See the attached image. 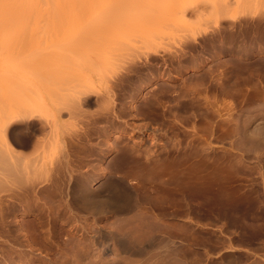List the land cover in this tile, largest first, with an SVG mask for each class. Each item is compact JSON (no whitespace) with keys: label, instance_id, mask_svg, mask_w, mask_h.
<instances>
[{"label":"rangeland","instance_id":"374dc122","mask_svg":"<svg viewBox=\"0 0 264 264\" xmlns=\"http://www.w3.org/2000/svg\"><path fill=\"white\" fill-rule=\"evenodd\" d=\"M29 1L23 2L27 10H42L41 16L36 14L37 19L30 14L38 20L36 23L32 18V24L36 23L38 31L49 24L50 34L42 30L46 38L52 36L49 40L57 37L53 45L71 44L88 33L95 37L87 48L79 49L78 55L103 63L94 78L83 77V84L96 87L95 92L90 89L96 101L89 106L88 114L85 110L87 116L81 112L63 114L61 144L55 147V153L48 143L52 138L46 140L51 147L50 151L46 148V156L50 164L68 151L66 159L72 161L67 160V165L73 172L67 168L72 178L78 177L100 193V200L108 201L101 214L78 216L75 204L70 210L55 211L51 220L46 210L31 204L34 197L9 200L8 191L2 189L0 200L8 207L7 220L15 226V232L36 225L44 241L33 246L43 256H51V249L68 238L71 258L65 264H264V150H254L240 141L247 133L253 134L258 125H264V4L239 0L230 6L228 18L216 27L213 21H208V26L207 21L202 22L200 14L211 13L209 16L215 19L219 0ZM117 4L123 5L118 9ZM113 12L115 28L106 33L98 29L97 33L98 25L108 15L112 18ZM233 16L237 17L233 20L235 27L230 26ZM188 18L191 27L185 23ZM141 23L147 27L137 28ZM128 29L130 40L125 37ZM37 35L42 36L39 32ZM150 36L154 38L152 44ZM39 42H35L37 47ZM39 50L36 48L37 54ZM0 53L1 59L6 51ZM127 72L130 77H126ZM110 88L116 98L112 97L113 108L106 104ZM102 100L107 101L104 104ZM33 144L28 149L18 147L29 162L43 151ZM2 145L3 139L0 154ZM62 159L60 165L65 162ZM35 169L32 177L40 185L47 184L44 179L54 173ZM112 183L125 190L127 210L110 207ZM82 226L89 232L86 236H82ZM96 229L106 234L101 245L93 237ZM19 237L25 239L24 234ZM83 244L88 256L78 259ZM14 260L0 258V264L19 261L17 257Z\"/></svg>","mask_w":264,"mask_h":264},{"label":"bare ground","instance_id":"6f19581e","mask_svg":"<svg viewBox=\"0 0 264 264\" xmlns=\"http://www.w3.org/2000/svg\"><path fill=\"white\" fill-rule=\"evenodd\" d=\"M27 1H28V3L31 2L29 0H27ZM71 1H73V0H70V2ZM193 1H198V0H193ZM201 1H203V0H201ZM237 1H239V0H219L216 8L214 9L215 19H213L211 17L212 16L211 13L209 14L211 16H209L208 14H205L202 12L200 14V15H203V17L200 16V18H202V20H203L202 22H204V21L208 22L209 21L212 23V21H213L214 26L219 27L222 24L221 21L222 20L225 21V19L228 18V15L230 14V11H231L230 6L234 5ZM262 1L263 0H259V2L262 3V5H263L264 1L263 2ZM23 2H25V0H0V52L2 51L3 54H5L4 52L6 51V54H7V55L5 54L0 59V80L2 79L0 81V90L2 89V91L0 92V106H1V109H0V130H1L0 133L1 134L0 135L2 136L1 139H3V145H2L3 152L0 154V191H2V189L8 191L7 196L10 197L9 200H11V198H14V197L15 198L16 197H21V198L26 197L27 199H29L30 197H34L33 199L35 202H33L31 200L32 203H31V201H30V203L31 204L36 203L37 205L35 204V206L39 207V210H46L47 211L46 214L48 215L47 217L51 220L54 217L53 215L55 214L54 213L55 211H58L60 208L61 209L66 208L67 210H70V208H72L73 205L75 206V204H76L77 208L79 209V213L77 212L78 216L85 217L86 215H89V214H91V215L101 214V213L106 211L105 210V203H107L108 200H106V201L100 200L101 195L99 192L90 188L86 183L78 181L77 180L78 177L76 179L72 178L73 176L71 173L73 172V169H72V167L69 168L70 165L69 166L67 165L68 164L67 160H70V161H72V160L66 159L67 157L69 158V156H68L69 152L64 151V154L60 153L61 155H63V156H61L63 159L60 158L57 161V158H56L57 163H55L56 161L55 162L53 161L52 163L48 164V161H47L48 159L46 156L47 155L46 154V148H47V151H50L49 148H51L48 143H50L54 146V147L52 146V148H51L52 151H53V148H55V147L58 148V146L61 144L60 143L62 140L61 129H62L63 125L65 124L64 123L65 121L62 120L64 115L68 114V115L72 116V115H75L76 112H78L79 114L81 112V114L83 113V115H86V114H88L89 106L94 105V103L96 101V100H93L92 95L90 96V93L92 92L91 90L94 89L93 91L95 92L96 87L93 85V83H92V85L95 88L93 87L92 89H91L92 86L88 87V85H86V83L83 84V82H84L83 77L85 78L86 76L87 77L89 76V79H90V75H91L92 78H94L96 73L99 72V66L101 67L103 63L101 62V65H100V61H101L100 59L96 60V59L89 58V57H85V58L83 57L82 58L81 55H78V53H80L79 49L82 48L83 46L84 47L87 46L88 42L91 39L93 41V39L95 37L92 38V34L87 32L88 34H83V35L76 37L74 40H72L73 43H71L72 41L70 42L71 44H67V42H66V44H65V42H64V44L58 43V46L55 44L57 46L55 48V45H53L54 44L53 40H55L57 37L55 39H51L52 40V44H51V40H49V39L52 36L49 37L47 35V38H46L45 37L46 35H44L45 30L46 29L48 30L49 24L47 27L39 29V31L37 30L38 28L36 29L37 26H34L38 22V20H37V22L35 21V18L37 19L39 16H41L40 13H42V10H40V9L35 10L34 9V10L29 11L30 9L27 10L26 7H23ZM120 5H123V4H117L118 9H119V7H121ZM69 6H70V4H69ZM36 11H37V13H36ZM116 12H115L116 17H118ZM44 13H43V15H44ZM30 14L33 15L35 18L33 16H31ZM36 14H38L39 16L38 15L36 16ZM183 14L185 16V11H183ZM29 15L31 18L29 17ZM110 15L114 16V12H113V14H110ZM246 15H250V13H248ZM48 16H50V15H48ZM113 16H112V18L109 15L107 18L104 17L105 19L100 18V19H104V20L102 21V23L100 25H98L100 27L99 28L97 27L95 29V30H97V33H99V30H100V33H103V31H105L104 33H106V31H108V30H109V32H111V30L115 28L116 18L113 19ZM251 16H253V15H251ZM261 16H262V14L260 15V17ZM32 18H34L33 20H34V22H36V23H34V25L32 24V22H33ZM248 18H246V19L248 20ZM236 19H237L236 16H233L232 18L229 19V20H231V23H232L230 26L235 27L234 21ZM49 20H50V18H49ZM240 20H242V19H240ZM47 21H46V23H47ZM54 21H55V19H54ZM260 21H262V20H260ZM30 22H31V24H28ZM207 22H204V23H207ZM209 22L207 23V26H208ZM228 22H230V21H228ZM238 22H239V20H238ZM139 23L140 22H138V24ZM185 23L187 24V27L192 26V23L189 20V18L185 19ZM245 23L246 22H244V24ZM25 25H28L26 27L29 30L25 27ZM32 25L34 26L33 27L34 32L31 30ZM43 26H45V25H43ZM134 26H135V24H134ZM240 26H241V23H240ZM30 27H31V29H30ZM146 27L147 26L145 23H141L140 26L137 28H140V29L144 28L145 29ZM228 27H229V25H228ZM116 28H117V26H116ZM42 29H45V30H42ZM53 29L54 28H52V30ZM219 29H221V27ZM30 30L32 31V34H31ZM35 30H36V32L37 31L39 32V35H42V33H40V30H42V32L44 31L43 32L44 37H42L43 35L38 36L37 35L38 32L35 33ZM203 30L205 31L206 29H203ZM26 31L27 32L29 31V32L27 33ZM48 31H49L48 33L50 34V30H48ZM128 31H129V29L125 33L126 36L122 33L127 38L130 37L129 32L131 30L129 32ZM120 33H121V31H120ZM226 33H228V32H226ZM25 34H28V35H25ZM33 34L34 35L36 34L35 37L33 36ZM122 34H121V36H122ZM114 35H115V33H114ZM151 35L153 36V34H151ZM226 35H228V34H226ZM152 36H150V39H149L150 44H152V42H154V38ZM143 37L144 36L142 35L141 38H143ZM213 37H214V35H213ZM130 38H128V40H130ZM61 39L63 42V38H61ZM122 39H124V38H122ZM45 40H46L45 43H47L46 45H44V43H43ZM39 41H42L43 44ZM68 41H70V40H68ZM35 42H36V44H37V42H39L38 47L35 45ZM56 42H58V41H56ZM147 42H148V40H147ZM96 43H94V45ZM144 44H142V46ZM33 45H35V46H33ZM42 45H43V47L46 46L45 48L42 47L43 49H48V50L50 49L52 52L47 51V50H45V51L41 50L40 49L41 47L39 48V46H42ZM59 45H64V46H59ZM65 45H67V47ZM68 45H70V46H68ZM97 46H98V43H97ZM30 47H32L33 49L35 48V49L33 50ZM47 47H50V48H47ZM58 47H60V48H58ZM91 47H89V48H91ZM139 47H141V46H139ZM192 47H191V49H192ZM36 48H37V51L40 49L39 50L40 54H37L38 52L35 51ZM51 48H53V49H51ZM85 48H87V47H85ZM115 48H116V46H115ZM28 49H30V50H28ZM57 49H59L58 52L53 51V50H57ZM95 51L100 52L102 50L100 49V51H97L95 49ZM108 51H110V50H108ZM116 51H117V49H116ZM34 53H36V54H34ZM104 53H106V52H104ZM0 54L2 55V53H0ZM98 54H97V56H98ZM83 56H84V54H83ZM100 56H101V54H100ZM197 59H196V61H198ZM101 69H102V67H101ZM101 69H100V71H101ZM126 69L128 71V67ZM129 71H131L130 68H129ZM127 74H128V72H127ZM125 75H126V73H125ZM129 75L130 74H128V76H126V77H130ZM119 77H121V76H119ZM81 78H82V80H81ZM91 81H93V79ZM86 82H87V84L89 83L88 81H86ZM116 84H117V82L115 83V85ZM111 91L112 90L110 88V90H108V92H107V95L109 98L108 99L106 98L108 100V102L106 103L108 105L107 107H110V108L112 107V104L114 103V99H116L112 95ZM99 93L100 92H97L98 95H99ZM94 94L95 93H93V95ZM100 95L102 96L101 93H100ZM112 97L114 99H112ZM107 100H105V101H107ZM261 100L262 99H260V101ZM105 101H103V103ZM84 108H86V109H84ZM104 108H106V107H104ZM85 110L87 111L86 114H84L86 112ZM95 110H94V112H95ZM101 110H102V108H101ZM110 110H114V109H110ZM89 112H91V110H89ZM95 113H97V112H95ZM45 114H47L49 116L46 117ZM79 114H78V116H79ZM107 114H109V113H107ZM90 115H92V114H90ZM105 115H106V113H105ZM65 117H67V116H65ZM74 118H75V116H74ZM101 118H103V117H101ZM252 119H253V117H252ZM97 120H99V119H97ZM69 122H68V124H70ZM263 129H264V125H262V126L258 125V128L256 129L257 131L254 130V133L253 134L251 133L250 135L247 133L248 135L246 134L247 136L246 135L242 136L240 141L242 142V144L243 143L244 144L249 143L253 148H256L254 150H257L258 148L261 150H264V135H263L262 139L259 138L260 135L264 134V133H262ZM49 139H51L50 142L48 141ZM63 139H65V138H63ZM46 140L48 141V143H45ZM69 140H72V139H69ZM68 142H71V141H68ZM33 143L37 144V146L39 145L40 148L42 147L41 150H43V151H41V152L38 151L40 153V155L38 157L34 158L33 161L29 162V161L25 160L26 155H24L19 150L18 147L28 149L30 146H32ZM73 143L74 142H72V144ZM77 145H79V143ZM57 148L54 149V152ZM61 148H60V150H61ZM68 148H70V147H68ZM36 153H37V151H36ZM76 155H78V154H76ZM54 156H53V158H54ZM61 159H62V161L65 160V162L63 161L62 165H60ZM51 160H52V158H51ZM64 163H65V167H63ZM59 166H62L63 169ZM67 167L69 169H71V171H70L71 173L69 172V169ZM34 168L46 169L48 171L51 170L49 172L51 173L53 171L54 173L52 175H49L50 177L49 176H47L46 178L44 177L45 178L44 181L48 182L47 184L40 185L39 184L40 182L35 180L34 177H32V172L34 171ZM100 183H102V182H100ZM103 184H105V183H103ZM110 186H111V190H112V196L109 195L111 198V203H110L111 206L110 207L115 208L117 210H127V208H129L127 199H129V198H128L127 194L125 193V190L122 191V189L117 188V186L114 185L113 183ZM121 191L124 193H122ZM26 198H25V200H23V199L22 200L26 202L27 201ZM0 202H1V200H0ZM3 202H1V204H0V258L2 260L6 261L9 259V261L13 260L15 262L14 259L17 257V259L19 261L16 264H65V263H68V261L70 260L69 258H71V256H69L70 255L69 254V247L70 246L69 247L67 246L68 238H63V243L61 245H58L55 250L51 249V252L49 253V254H51V256H47L48 254H45L46 256H43V254L41 255V253L39 254L37 252V249L33 246V243L39 242V241L40 242L44 241V238L41 235V233H42L41 230L39 228H37L36 225L32 224V225H27L26 226L27 228L24 227L25 229H23V227H22V230L19 232L17 231L18 233H16L15 232L16 228H14L15 226L13 227L12 224L10 223V221L7 220V218L10 216V213H9V211H7L8 207L7 206H6V208L4 207ZM28 202L29 201H27L26 204H28ZM29 207H31V206H29ZM32 207H34V206H32ZM42 212L45 213V211H42ZM25 213H28V212L25 211ZM116 213H117V211H116ZM84 226H82V228L84 230L82 236H86L87 233H89ZM111 227H113V226H111ZM24 230H26V231H24ZM98 230L96 229L97 232L94 234L93 237H94V240L96 241V244L98 243L101 245V243H103V240H104L103 238L106 237V234H105V231L103 229H100L99 231ZM93 232H94V230H93ZM20 234H22V235L24 234V236H25L24 240H26V242H24L23 239H22L23 241L20 240V237H19ZM68 234L69 233H67V235ZM126 235H128V234H126ZM30 238L31 239L33 238V239L30 240ZM78 239H80V238H78ZM120 240H123V239H120ZM93 243H94V241H93ZM124 243H125L124 241L121 242V245L125 247ZM138 244H139V242H138ZM107 249H108V247H107ZM87 250L88 249H86L85 244H83V246L81 248V254L78 255V257H79L78 259H84V256L85 257L88 256ZM107 251H109V250H107ZM76 255H77V253H76ZM61 258H64V260H62ZM106 261L108 262V260H106ZM85 264H87V263H85ZM106 264H108V263H106Z\"/></svg>","mask_w":264,"mask_h":264}]
</instances>
